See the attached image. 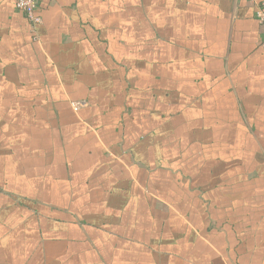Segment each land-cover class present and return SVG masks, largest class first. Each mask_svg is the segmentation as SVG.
Listing matches in <instances>:
<instances>
[{"label":"crops","instance_id":"0c3cea01","mask_svg":"<svg viewBox=\"0 0 264 264\" xmlns=\"http://www.w3.org/2000/svg\"><path fill=\"white\" fill-rule=\"evenodd\" d=\"M264 0H0V264H264Z\"/></svg>","mask_w":264,"mask_h":264},{"label":"built area","instance_id":"2783aa9c","mask_svg":"<svg viewBox=\"0 0 264 264\" xmlns=\"http://www.w3.org/2000/svg\"><path fill=\"white\" fill-rule=\"evenodd\" d=\"M39 2L38 0H17L16 6L21 10L33 27H37L42 22V17L39 12ZM256 17L259 23L264 29V1H262L257 8ZM264 37V30H263Z\"/></svg>","mask_w":264,"mask_h":264}]
</instances>
